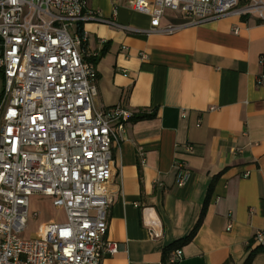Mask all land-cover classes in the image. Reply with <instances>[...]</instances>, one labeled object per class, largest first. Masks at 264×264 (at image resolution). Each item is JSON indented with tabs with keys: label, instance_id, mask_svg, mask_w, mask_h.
Instances as JSON below:
<instances>
[{
	"label": "crops",
	"instance_id": "0c3cea01",
	"mask_svg": "<svg viewBox=\"0 0 264 264\" xmlns=\"http://www.w3.org/2000/svg\"><path fill=\"white\" fill-rule=\"evenodd\" d=\"M133 1L85 0L101 21L71 29L87 38L81 57L96 68L94 110L135 113L112 148L106 238L118 253L101 264H169L178 249V264H244L264 231V20L230 14L151 32L152 18ZM184 22L166 12L155 24ZM251 264H264V253Z\"/></svg>",
	"mask_w": 264,
	"mask_h": 264
},
{
	"label": "built area",
	"instance_id": "2783aa9c",
	"mask_svg": "<svg viewBox=\"0 0 264 264\" xmlns=\"http://www.w3.org/2000/svg\"><path fill=\"white\" fill-rule=\"evenodd\" d=\"M132 6L152 18L151 32L165 34L230 14L264 20V0H134ZM166 12L185 22L160 29L155 22ZM90 19L101 21L85 0H0V264H101L118 253L106 238L112 148L135 113L93 108L96 68L81 57L87 38L71 33ZM259 64L264 71V55ZM257 84L264 86V72ZM176 171V186L183 187L188 172L182 163ZM33 196L50 198L66 221L25 239ZM253 240L264 246V231ZM181 256L175 250L169 264Z\"/></svg>",
	"mask_w": 264,
	"mask_h": 264
},
{
	"label": "rangeland",
	"instance_id": "374dc122",
	"mask_svg": "<svg viewBox=\"0 0 264 264\" xmlns=\"http://www.w3.org/2000/svg\"><path fill=\"white\" fill-rule=\"evenodd\" d=\"M2 87L0 85V93ZM29 219L23 238H32L38 233H49L56 224L66 221L65 213L62 209L53 207L50 198L43 196H33L30 198ZM33 213H39L38 218L32 217Z\"/></svg>",
	"mask_w": 264,
	"mask_h": 264
},
{
	"label": "trees",
	"instance_id": "16d2710c",
	"mask_svg": "<svg viewBox=\"0 0 264 264\" xmlns=\"http://www.w3.org/2000/svg\"><path fill=\"white\" fill-rule=\"evenodd\" d=\"M139 118L140 119L141 118H149V116L146 115V116H142V117H139ZM196 230H197V227L181 243H176L173 246L166 248L165 251H164V257H165L164 260H166V257H167V255H168V253L170 251H172V250H174L176 248H179L180 246L190 242L192 240V238L194 237V235L196 233ZM258 253H264V246H258L254 251H252L244 264H251L254 256L256 254H258Z\"/></svg>",
	"mask_w": 264,
	"mask_h": 264
}]
</instances>
